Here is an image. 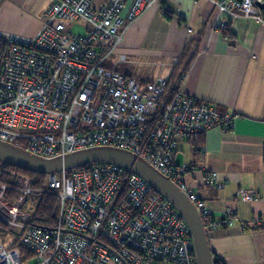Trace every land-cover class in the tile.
<instances>
[{
	"label": "built area",
	"instance_id": "obj_1",
	"mask_svg": "<svg viewBox=\"0 0 264 264\" xmlns=\"http://www.w3.org/2000/svg\"><path fill=\"white\" fill-rule=\"evenodd\" d=\"M157 1L55 0L34 35L0 31L8 43L0 61V139L43 157L93 146L129 150L174 182L207 218L203 200L184 180L188 167L173 158L180 142L211 127L230 130L233 116L179 85L167 89L159 76L140 83L115 68L125 60L116 49L126 23ZM210 1L229 20L264 22L256 0ZM8 176L10 182L0 181V264H125L111 250L127 264H197L187 223L137 173L91 163L47 174L46 186L59 201L53 229L31 224L23 209L38 191L33 178L15 171ZM202 181L223 186L215 172ZM7 189L16 193L12 200ZM239 194L254 198L247 190ZM230 213L223 220L205 218V230L230 223Z\"/></svg>",
	"mask_w": 264,
	"mask_h": 264
},
{
	"label": "crops",
	"instance_id": "obj_2",
	"mask_svg": "<svg viewBox=\"0 0 264 264\" xmlns=\"http://www.w3.org/2000/svg\"><path fill=\"white\" fill-rule=\"evenodd\" d=\"M54 1L0 0V31L34 35ZM116 51L125 54L118 71L140 83L157 76L169 87L177 82L184 93L233 116L230 130L211 127L197 136V153L180 142L173 159L188 167L184 180L203 200L207 221L231 212L230 223L206 230L212 257L264 264V22L229 20L210 0H159L126 23ZM210 172L222 188L203 183ZM241 190L254 198L243 199Z\"/></svg>",
	"mask_w": 264,
	"mask_h": 264
},
{
	"label": "water",
	"instance_id": "obj_3",
	"mask_svg": "<svg viewBox=\"0 0 264 264\" xmlns=\"http://www.w3.org/2000/svg\"><path fill=\"white\" fill-rule=\"evenodd\" d=\"M255 3L259 9L262 8L263 4L259 0ZM91 163L116 164L141 176L176 208L187 223L197 264H212L205 226L192 201L174 182L135 153L113 146H93L63 155L43 157L0 139V165L10 164L33 172L53 174ZM68 231L92 239L83 233ZM111 252L127 264L116 251Z\"/></svg>",
	"mask_w": 264,
	"mask_h": 264
},
{
	"label": "trees",
	"instance_id": "obj_4",
	"mask_svg": "<svg viewBox=\"0 0 264 264\" xmlns=\"http://www.w3.org/2000/svg\"><path fill=\"white\" fill-rule=\"evenodd\" d=\"M263 6L259 9V13L264 20V0H259ZM163 15L165 17H170L169 12L167 10H163ZM8 43L6 39H0V61L6 50ZM177 85L173 83V86L169 87V83L166 82V88H175ZM202 133V132H201ZM199 133L198 136L201 134ZM201 141V140H200ZM200 141L194 140L191 145L194 146V149L197 153L196 145L200 143ZM90 164L83 165V167H87ZM9 171H15L22 175L33 178L32 189L38 190L36 193L30 194L27 198V205L23 206V209L28 211L31 215V224L43 227L45 229H53L57 224V216L59 209V201L58 196L54 191H51L47 188V174L29 171L14 165L3 164L1 165V173H0V181L2 182H10V177L8 176ZM153 189V188H152ZM154 190V189H153ZM5 197L7 199H13L16 197V193L13 190L7 189L5 193ZM205 218L202 217L203 223L205 224ZM11 244H16V240L14 239ZM10 244V245H11ZM21 253L23 254V258H28L30 253L26 251L23 247H21ZM212 264H224L219 258L212 257Z\"/></svg>",
	"mask_w": 264,
	"mask_h": 264
},
{
	"label": "rangeland",
	"instance_id": "obj_5",
	"mask_svg": "<svg viewBox=\"0 0 264 264\" xmlns=\"http://www.w3.org/2000/svg\"><path fill=\"white\" fill-rule=\"evenodd\" d=\"M256 2V1H255ZM258 8V7H257ZM259 9V8H258ZM75 29H79L78 27H75ZM201 218H202V216H201ZM212 230V229H211Z\"/></svg>",
	"mask_w": 264,
	"mask_h": 264
}]
</instances>
